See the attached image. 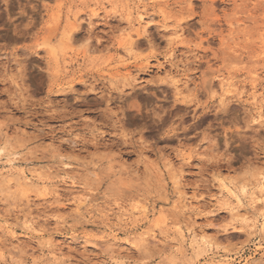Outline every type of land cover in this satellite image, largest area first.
Segmentation results:
<instances>
[{
  "label": "rangeland",
  "instance_id": "rangeland-1",
  "mask_svg": "<svg viewBox=\"0 0 264 264\" xmlns=\"http://www.w3.org/2000/svg\"><path fill=\"white\" fill-rule=\"evenodd\" d=\"M254 92L264 0H0V264H264Z\"/></svg>",
  "mask_w": 264,
  "mask_h": 264
},
{
  "label": "bare ground",
  "instance_id": "bare-ground-1",
  "mask_svg": "<svg viewBox=\"0 0 264 264\" xmlns=\"http://www.w3.org/2000/svg\"><path fill=\"white\" fill-rule=\"evenodd\" d=\"M141 7V6H140ZM138 8L137 9V15H136V17H132V16H129V17H127V21H126V25H128V27L130 28V29H132V28H135V30H136V32L138 33V35L140 34V33H146L148 30H149V26L151 25V23L153 22V19H152V17H151V15H149V16H147L146 15V10L144 9V8ZM93 13V16H98L99 15V12L98 11H94V12H92ZM76 22H78V21H76ZM74 26V27H73ZM76 26V23L75 22H73V25L68 29V30H66V37H68L69 38V40L68 41H70L71 39H73V38H71V35H74L73 34V32L75 33V29L77 28V26ZM73 28H74V31H73ZM126 30V29H125ZM172 30V32L176 35H178L179 33H182V32H180L181 31V29H175V28H173V29H171ZM143 31V32H142ZM73 37V36H72ZM134 37H135V35L133 34V32L130 30V31H128V32H126L125 33V39H124V43H123V45H124V47L126 48V50L128 51V50H130L133 46H134V44H135V42H137V40L135 41V40H133L134 39ZM67 38V39H68ZM61 42V41H60ZM70 42H72V40L70 41ZM60 44V43H59ZM136 45V44H135ZM61 46V45H60ZM61 48V47H60ZM133 49V48H132ZM172 54V53H171ZM173 55V54H172ZM170 57H172V56H170ZM174 57H175V55H174ZM171 59V58H170ZM177 68V67H176ZM128 71V70H127ZM184 71V70H183ZM128 73V72H127ZM127 73H124V75H126ZM174 79V78H173ZM182 81H183V79H182ZM181 80H176V79H174V81H172V82H174V86H175V90H177V94L179 93V94H181V93H183L186 89H188L187 87H188V85L187 84H185L184 82H182ZM220 87L223 89L224 87H226L228 84H229V82L228 81H225V80H223V79H221L220 80ZM187 85V86H186ZM252 97H253V99H254V101L253 102H255L256 103V100H258L259 98H261V100H262V105H263V103H264V94L263 93H260L259 95H258V93H256V92H254V94L252 95ZM225 102V101H224ZM261 108H262V106H261ZM4 151H6V147L5 146H0V154H1V152H4ZM191 157L192 156H187V157H185L186 159L185 160H187V162H189L190 160H191ZM64 164V163H63ZM67 166H68V164H67ZM68 170V169H67ZM31 172V171H30ZM34 175V174H33ZM9 177V174H5V172H3V171H0V178H1V182L2 183H5V184H7V187H10L11 186V184H9L8 183V181L6 180L7 178ZM20 178H23V179H26V180H29V181H32L34 178V176L32 177V176H28L26 173H25V171L24 170H22V172H21V176H19ZM219 180H218V188L220 189V191L222 190V191H225L226 192V194L228 193L229 195H231V197H233V198H236L237 199V202H240L241 201V198H240V195L237 193V191L235 190V188L231 185V184H229L228 183V181L226 180V178H218ZM57 186V185H56ZM57 192V191H56ZM224 193V192H223ZM199 194V192L197 191V197H198V199H197V201H196V205H199V206H201V205H204L205 204V200H207L205 197H204V195H198ZM225 194V195H226ZM189 202H191V200H189ZM187 206L189 205V204H186ZM109 216V215H108ZM106 219H108V217H106ZM195 221V220H194ZM105 222V221H104ZM31 225H32V227L34 228L35 226H34V224L31 222ZM194 225H196L195 223H194ZM193 226V225H192ZM105 227H109V228H112V225L111 224H108V223H105ZM198 229V228H197ZM188 233H190V235H191V237H192V240L194 241V242H202L201 240H199V236H200V234L205 238V239H208V237H209V233L207 232V231H205L204 229H202V230H200L199 229V231L198 230H196L195 228H189V231H188ZM13 237H16V236H13ZM111 239H113V240H116V237L113 235V236H111ZM110 239V240H111ZM143 240V239H142ZM144 241V240H143ZM113 242V241H112ZM203 244L204 245H206V244H208V240H203ZM53 246V245H52ZM49 248V247H48ZM61 250V249H60ZM56 251H59V250H56ZM55 251V252H56ZM62 251V250H61ZM60 252V251H59ZM57 253V252H56ZM255 260V259H254ZM257 260V259H256Z\"/></svg>",
  "mask_w": 264,
  "mask_h": 264
}]
</instances>
